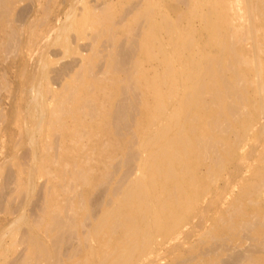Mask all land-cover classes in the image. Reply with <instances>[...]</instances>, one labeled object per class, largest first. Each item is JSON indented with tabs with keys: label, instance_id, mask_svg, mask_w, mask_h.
<instances>
[{
	"label": "bare ground",
	"instance_id": "bare-ground-1",
	"mask_svg": "<svg viewBox=\"0 0 264 264\" xmlns=\"http://www.w3.org/2000/svg\"><path fill=\"white\" fill-rule=\"evenodd\" d=\"M36 52L0 264H264V0H0V61Z\"/></svg>",
	"mask_w": 264,
	"mask_h": 264
},
{
	"label": "rangeland",
	"instance_id": "rangeland-1",
	"mask_svg": "<svg viewBox=\"0 0 264 264\" xmlns=\"http://www.w3.org/2000/svg\"><path fill=\"white\" fill-rule=\"evenodd\" d=\"M20 6H22V3L20 4ZM71 34H72V38H73V41H74L75 40V37L73 35L74 33L72 32ZM80 42H82V41H78V43H80ZM59 49L60 48H58L56 46H51L48 49L47 56H48V58L53 60L52 67H58L60 65L61 61L65 62V61H67V59L69 60L71 57L75 56L74 54H70L69 56H66L65 58L64 57L61 58L60 56H56L55 54L60 51ZM38 55H39V53L36 52L33 55V57H31L29 59L27 57H25L24 61H23V57L24 56L21 55L20 57L17 58V60H16L17 63L15 62V63H12V64H6V63H3L2 61H0V73H2L4 75V77L6 78L7 85H8V88H9L8 91H2L3 94L7 95L10 90L20 88V84L23 81V72H24V70H22L23 67L27 66V65L30 67L31 64H33V60L34 59H38ZM57 60H59V61L61 60V61L58 63ZM18 63H21V66H18ZM18 97H20V95H18ZM1 123L3 124L4 122H1ZM5 142H6V137L0 138V159L4 155V150H5V145H6ZM21 149H18L17 152H16L19 156L22 155V150ZM159 263L165 264L166 260L165 259H161V260H159Z\"/></svg>",
	"mask_w": 264,
	"mask_h": 264
}]
</instances>
